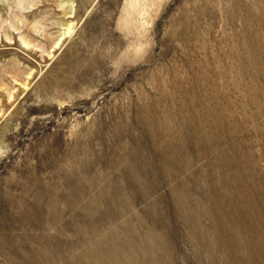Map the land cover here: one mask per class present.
Segmentation results:
<instances>
[{"label":"rangeland","instance_id":"374dc122","mask_svg":"<svg viewBox=\"0 0 264 264\" xmlns=\"http://www.w3.org/2000/svg\"><path fill=\"white\" fill-rule=\"evenodd\" d=\"M0 264H264V0H0Z\"/></svg>","mask_w":264,"mask_h":264},{"label":"bare ground","instance_id":"6f19581e","mask_svg":"<svg viewBox=\"0 0 264 264\" xmlns=\"http://www.w3.org/2000/svg\"><path fill=\"white\" fill-rule=\"evenodd\" d=\"M72 16V15H71ZM70 30V27L68 28V31ZM27 42V41H26Z\"/></svg>","mask_w":264,"mask_h":264}]
</instances>
